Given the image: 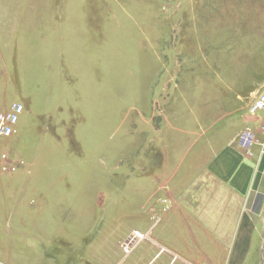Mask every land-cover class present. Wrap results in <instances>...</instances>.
<instances>
[{
    "label": "rangeland",
    "instance_id": "374dc122",
    "mask_svg": "<svg viewBox=\"0 0 264 264\" xmlns=\"http://www.w3.org/2000/svg\"><path fill=\"white\" fill-rule=\"evenodd\" d=\"M262 96L264 0H0V264H264Z\"/></svg>",
    "mask_w": 264,
    "mask_h": 264
},
{
    "label": "built area",
    "instance_id": "2783aa9c",
    "mask_svg": "<svg viewBox=\"0 0 264 264\" xmlns=\"http://www.w3.org/2000/svg\"><path fill=\"white\" fill-rule=\"evenodd\" d=\"M255 111L264 109V96H262L254 107ZM24 106L14 104L12 109L6 113H0V138L11 137L14 133V127L19 123L20 116L24 113ZM242 142V137H241ZM143 237L140 234H131L124 243V247L128 252L135 250L142 242Z\"/></svg>",
    "mask_w": 264,
    "mask_h": 264
},
{
    "label": "crops",
    "instance_id": "0c3cea01",
    "mask_svg": "<svg viewBox=\"0 0 264 264\" xmlns=\"http://www.w3.org/2000/svg\"><path fill=\"white\" fill-rule=\"evenodd\" d=\"M216 160V159H215ZM226 160V159H225ZM222 163H223V157H222V155H218V157H217V160H216V162L213 164V171L214 172H219L217 175L219 176V178L221 179L222 177L221 176H223V178H224V180H225V177L224 176H226L227 175V173H226V170H224L223 171V166H222ZM225 173V174H224ZM206 221V220H205ZM200 222H202V223H204V219L203 220H201ZM140 235L144 238V235L143 234H141L140 233ZM145 239V238H144ZM120 246H122V243H121V245ZM121 248V247H120ZM122 248L123 249H121L122 250V252H124L123 253V258H122V260H121V263L122 264H131V262H130V259H132V257L135 255V253L137 254V251H138V260H139V263L140 264H150L155 258H156V254H154V253H152L153 252V248L154 247H152V250L151 249H149L148 248V250L146 251L144 248H140V246H138L135 250H133L132 252H128L126 249H124L125 247H124V245L122 246ZM167 251H165V253H163V254H168V256L169 255H171L172 256V253L171 252H167ZM151 253V254H150ZM122 256V255H121ZM180 259V257L178 256V255H176L175 254V259L173 260L170 256H169V260H170V264H172V262H176L177 260H179ZM187 260V259H186ZM185 260V261H186ZM119 261V260H118ZM179 262V261H178ZM178 262H176V264L178 263ZM186 262H188L189 263V261L187 260ZM152 264H159L158 263V260L157 259H155L154 260V262L152 263ZM183 264V263H182Z\"/></svg>",
    "mask_w": 264,
    "mask_h": 264
}]
</instances>
